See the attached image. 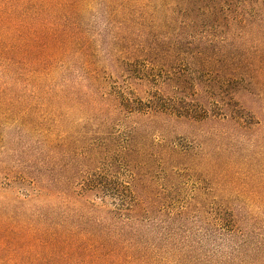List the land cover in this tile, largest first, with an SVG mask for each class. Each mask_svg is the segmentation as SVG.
Returning a JSON list of instances; mask_svg holds the SVG:
<instances>
[{
  "label": "rangeland",
  "instance_id": "374dc122",
  "mask_svg": "<svg viewBox=\"0 0 264 264\" xmlns=\"http://www.w3.org/2000/svg\"><path fill=\"white\" fill-rule=\"evenodd\" d=\"M82 18L94 64L70 51L51 63L38 80L31 130L14 122L18 116L0 117V212L21 223L43 213L62 227L114 230L137 246L127 264H264V121L245 130L129 112L107 92L123 88L133 106L147 109L156 89L148 73L157 71L129 79L134 58L113 48L99 7ZM142 57L148 68L160 60ZM261 91L254 87L257 108ZM11 174L24 175L26 185L6 184ZM83 181L92 189L83 192ZM126 195L141 198L145 210L120 213L115 199Z\"/></svg>",
  "mask_w": 264,
  "mask_h": 264
},
{
  "label": "trees",
  "instance_id": "16d2710c",
  "mask_svg": "<svg viewBox=\"0 0 264 264\" xmlns=\"http://www.w3.org/2000/svg\"><path fill=\"white\" fill-rule=\"evenodd\" d=\"M96 6L113 31V48L134 58L126 70L129 79L149 75L156 86L147 109L133 106L123 88H111L107 93L123 98L126 110L245 130L264 121V101L257 108L252 100L254 87L264 94V0H0L1 118L18 116L14 122L31 130L40 97L38 80L51 74V63L62 53L79 54L94 64L82 17ZM151 54L160 60L148 68L142 56ZM147 69L157 73L142 74ZM97 70L90 67L87 78L97 81ZM169 90L174 98H167ZM71 94L82 104L88 102L86 94ZM6 179L8 185H26L24 175ZM31 182L34 193L45 192ZM81 184L83 192L92 189L87 181ZM115 200L122 214L145 210L141 198ZM39 217L35 223H21L0 212V264H127L126 259L137 258V246L118 241L122 236L114 230L62 227L52 224L49 215Z\"/></svg>",
  "mask_w": 264,
  "mask_h": 264
}]
</instances>
